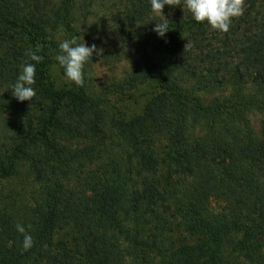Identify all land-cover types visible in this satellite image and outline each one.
I'll return each instance as SVG.
<instances>
[{"label": "trees", "instance_id": "obj_1", "mask_svg": "<svg viewBox=\"0 0 264 264\" xmlns=\"http://www.w3.org/2000/svg\"><path fill=\"white\" fill-rule=\"evenodd\" d=\"M76 2L0 0V114L6 101L15 121L12 150L6 152V138L0 142V185L20 175L17 162L23 160L30 161L31 182L42 186L25 206L14 188L0 191V264L53 258L56 264H264V118L261 137L250 120L254 112L264 115V19L237 38L234 20L223 33L192 17L166 15L169 30L160 38L153 28L165 18L152 11L149 0H128L114 16L113 31L125 48L111 59L121 60L135 42L144 47L143 68L122 83L107 84L103 94L146 83L161 89L146 114L156 138L168 142L174 167L171 181L160 182L155 141L139 128L145 115L114 120L111 128L125 138L139 166L141 179L130 187L128 171L105 161L96 145L74 150L60 144L82 132L100 134L106 103L103 94L89 93L87 76L79 87L65 79L62 68L54 74L58 36L76 31ZM174 6L165 5L163 14ZM16 38L25 47L24 63L29 49L38 47L44 57L36 65L37 95L31 101L12 95L19 71L1 53L2 45ZM149 44L155 45L153 56L145 51ZM88 69L89 62L87 75ZM84 161L88 174L79 186L62 185L59 177L75 173ZM178 219L193 242H173L168 233ZM17 223L33 236L27 252ZM60 229L74 238L76 248L45 259Z\"/></svg>", "mask_w": 264, "mask_h": 264}, {"label": "rangeland", "instance_id": "obj_2", "mask_svg": "<svg viewBox=\"0 0 264 264\" xmlns=\"http://www.w3.org/2000/svg\"><path fill=\"white\" fill-rule=\"evenodd\" d=\"M177 5L174 6L173 10L164 12V17L160 16L162 19L169 15L173 16H182V17H192L191 13L188 12L186 8H182L183 0H176ZM128 3V0H77L75 7L73 9V18L76 27V31H72L67 34H60L58 36V41L62 42L65 39H71L72 37H78V42L85 43L88 46L95 45L97 49L101 50V55L93 53L92 61H89V74L88 77V91L90 94L98 93L102 95L104 92L106 94L107 84L109 83H122L127 78L135 76L136 73L141 72L143 53L142 50L144 47H140L134 41V43L128 44L127 54L118 59H111V56L115 51H121V48H125V43L122 41V37H118L114 33V29L117 27L116 22L112 21L114 16L118 13L122 7ZM245 11L244 14L240 17L233 18L234 23L236 24V36L240 38L243 34L249 31V28L252 26H257L263 22L264 19V0H245L244 5ZM101 19L103 23L97 24L96 21ZM109 34L107 33V31ZM111 30V31H109ZM131 32V31H130ZM125 36H128V33H125ZM129 38L133 39L129 35ZM130 40V39H129ZM1 42V39H0ZM23 43L19 39H15L13 42H6L2 45L1 53L7 54L15 69H18L19 73L22 71V66L24 64V52L25 47L22 46ZM155 45L149 44L145 51L147 55H154ZM59 53V49L53 55L55 62L54 74L58 77V74L61 72V68L58 65L55 57ZM108 56V57H107ZM109 60V61H108ZM88 68V65L86 69ZM63 80L61 79L60 82ZM163 93L161 89L157 88L152 83H146L141 85L138 89H133L121 94H108L104 96L106 98L105 108L103 106V119H101L100 130L101 133L97 136L92 135L90 132H82L79 138L68 141L66 139H61L60 144L63 146H69L74 150H80L88 145H96L98 148L99 154L104 157L105 161L109 159L112 160L113 166L121 167L124 171H128V175H131L132 184L141 179V176H138L139 166L136 162V159L132 155L128 143L125 141V138L121 136L120 132L113 130L111 124L113 121H128L135 117H142L145 115V122L140 125V130L143 133V136L147 138H153L155 141L154 150L156 151V156L159 159V173L157 178L162 183H167L171 181L170 175L173 170V165L168 156L169 147L168 142L162 137L156 138L155 133L153 132V123L149 118L148 113L146 114V109L154 98L161 96ZM208 99L210 100L211 94H209ZM5 100V99H3ZM162 103L161 112L163 115L167 113V106H164V98H160ZM6 101L2 103L0 114V142L4 141L6 138V146L10 148L6 152H10L13 146L11 147L10 139L13 137V131L11 129L10 123L15 122L14 118L11 117V113L6 109ZM158 103V102H157ZM165 107V108H164ZM151 111V110H149ZM145 113V114H144ZM264 118V115L260 112H254L250 116L251 124L254 128V131L258 137L262 136L261 132V122ZM13 119V120H12ZM12 121V122H11ZM100 150V151H99ZM35 154L34 151H32ZM37 156V153H36ZM41 155H38L37 158L40 160ZM30 161H18L17 167L21 177H13L10 180H4L0 185V191L12 192L11 188H14L15 195L18 193L17 201L25 206L27 203L32 204L33 192L36 190L40 191L42 186L35 182V185L31 182L33 177L27 176L28 166ZM99 164H102V159L99 161ZM98 164V165H99ZM89 165L85 164V161L80 165L74 168L75 173L67 174L59 177L60 183L65 187H78L79 180H83L88 174ZM99 167V166H97ZM96 167V168H97ZM91 170V169H90ZM102 171V170H100ZM49 174V169L46 172ZM80 178V179H79ZM138 184V182H137ZM23 195V196H22ZM22 196V197H21ZM21 197V198H19ZM216 204L219 206L223 204L221 201H216ZM174 225L171 227V231L168 233L172 236L173 242L177 245L181 244L183 241L190 242L194 241L189 233L184 231L180 220H174ZM76 248V242L74 238L69 235L68 231L60 229L55 232L53 237V246L48 248L45 254V259L49 258V255L52 253H60L68 250H74ZM78 250V249H77ZM43 264H56L53 260L44 261Z\"/></svg>", "mask_w": 264, "mask_h": 264}, {"label": "clouds", "instance_id": "obj_3", "mask_svg": "<svg viewBox=\"0 0 264 264\" xmlns=\"http://www.w3.org/2000/svg\"><path fill=\"white\" fill-rule=\"evenodd\" d=\"M153 12L163 16L165 5H177L175 0H149ZM245 0H183L182 8L191 13L192 18L199 23L206 22L213 30L226 33L229 31L233 18L244 14ZM169 30L168 20L156 23L153 31L163 38ZM40 49H29L26 53L28 60L22 66L15 83L11 86L12 95L20 102L31 101L36 98V65L41 63L43 56L37 53ZM93 53L101 55V50L93 44L88 46L85 41L78 42V37L65 39L59 43V53L55 59L63 69L65 79L79 87L85 85L87 73L86 64L91 60ZM16 231L23 236L22 251L27 252L34 246L33 236L24 225L17 223ZM30 227V226H29Z\"/></svg>", "mask_w": 264, "mask_h": 264}]
</instances>
